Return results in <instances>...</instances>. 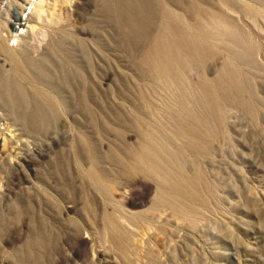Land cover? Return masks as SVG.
<instances>
[{
    "label": "rangeland",
    "instance_id": "374dc122",
    "mask_svg": "<svg viewBox=\"0 0 264 264\" xmlns=\"http://www.w3.org/2000/svg\"><path fill=\"white\" fill-rule=\"evenodd\" d=\"M179 1L154 6L193 23L189 0ZM194 1L226 25L208 39L217 55L174 81L136 63L162 15L144 13L142 0H45L39 12L37 0L22 9L0 0V35L15 50L17 21L57 15L34 54L51 57L58 98L68 102L36 131L0 106V264H264V0ZM228 68L242 90L226 92L218 115L199 80ZM20 81L32 96L35 83ZM191 113L208 123L194 143L178 127ZM144 132L162 152L161 174L194 181L197 197L181 212L154 179L124 171ZM94 168L113 181L110 191L91 177ZM109 215L129 232L123 248Z\"/></svg>",
    "mask_w": 264,
    "mask_h": 264
},
{
    "label": "bare ground",
    "instance_id": "6f19581e",
    "mask_svg": "<svg viewBox=\"0 0 264 264\" xmlns=\"http://www.w3.org/2000/svg\"><path fill=\"white\" fill-rule=\"evenodd\" d=\"M170 1H175L176 4L180 3L179 0ZM7 2H9V6L14 5L16 8L22 9L24 3L29 2V0H7ZM44 2L45 0H37L36 12L43 10ZM142 2H144L146 8V12L143 11L144 13H162L160 25L158 24L157 31L152 35L147 50L144 54L136 57V63L143 70L153 76L162 78V80L169 78L179 81L183 78V74L188 73L192 66L204 67L211 58L217 55L218 48L212 42H208V39L224 28L226 23L225 16L208 12L194 0H189L186 6L191 12L194 21L189 25H184L169 7H155V3H159V0H142ZM225 3L228 6L229 2L226 1ZM137 11L136 13H143L140 10ZM20 14L22 15V12ZM37 14L38 17L34 19V23L29 22L31 18L28 15L24 18V21H17L13 25L15 31L18 32L12 36L19 37L18 39L21 43L17 50L7 45L8 34L6 32L0 35V52L5 56L0 64V106L4 110L13 111L20 118L26 119L29 127L34 131L39 130L42 124L49 125L52 123V113L58 108L68 105V102L66 104V102H62L58 98V89L51 74L52 66L49 64L51 57L48 54L40 56H35L34 54L36 49L39 50L41 48L40 39L46 36L44 24L50 19L56 20L55 16L57 15L55 14L54 17L50 16L48 20L43 16V13ZM144 17H147V20L150 21L149 15ZM204 18H208L207 21ZM34 34H39L40 37H38L39 35L34 37ZM54 48L59 53L61 51L60 43L55 44ZM249 48L245 49L251 51ZM6 64L8 67H6ZM221 73L220 78L214 81L206 77H201L199 80L200 89L209 99L218 115L223 113L222 100L226 96V92L232 87L233 91L237 92H235L236 94H239L242 90L241 82L237 79L235 70L228 68L222 70ZM66 77L70 78L71 76L69 73L64 75V82L67 85ZM24 78H29L35 83L32 96L27 94L22 81H20ZM70 79L67 86L70 85ZM42 84L46 85V92L41 89L40 86ZM237 97L239 98V96ZM59 100L60 103L58 104ZM183 104V107L187 110L185 102ZM206 120L191 113L189 120L182 119L178 123V127L182 133L189 137L192 143L199 142L198 138L200 139L205 134L208 136L206 128L208 123ZM144 135L146 136L145 144L139 145L141 148L137 151H130L133 161L123 164L124 171L128 176L133 175L132 172H144V174L154 179L156 192L163 194L164 197L167 193L168 198L170 197L169 202L171 200L174 209L181 212V204L185 200L191 199L190 201L192 202L197 197L194 181L178 176L174 177L168 174L169 171L161 174L162 152L152 145L151 141L154 136L151 133L144 132ZM90 175L94 180L98 181L100 187L105 191H110L114 185L112 180H109V182L103 180L102 172H98L95 168ZM162 202H158V205L162 204ZM106 221L111 230L113 242L123 248L125 236L129 232L121 225L123 222L122 218L109 215L106 217Z\"/></svg>",
    "mask_w": 264,
    "mask_h": 264
}]
</instances>
